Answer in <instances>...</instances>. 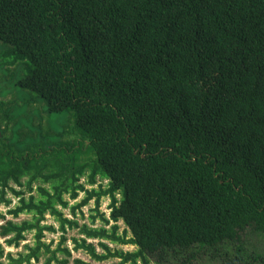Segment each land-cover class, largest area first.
<instances>
[{"label":"trees","instance_id":"trees-1","mask_svg":"<svg viewBox=\"0 0 264 264\" xmlns=\"http://www.w3.org/2000/svg\"><path fill=\"white\" fill-rule=\"evenodd\" d=\"M5 67L15 71L0 97L24 103L0 102V206L13 194L9 215L32 220L8 221L0 237L15 248L36 239L9 253L13 264L50 253L48 215L64 233L78 228L59 208L85 177L109 183L72 213L110 197L111 220L132 234L122 242L138 247L120 264H264V0H0ZM69 118L78 142L61 146ZM42 181L60 183L29 198L12 187L33 194Z\"/></svg>","mask_w":264,"mask_h":264},{"label":"rangeland","instance_id":"rangeland-1","mask_svg":"<svg viewBox=\"0 0 264 264\" xmlns=\"http://www.w3.org/2000/svg\"><path fill=\"white\" fill-rule=\"evenodd\" d=\"M15 71L14 67H5L0 71V82L9 80V76L12 75V72ZM4 76H6L4 78ZM4 89V88H3ZM0 102L5 105H11L13 107H21L23 106L24 101L18 98L17 92L12 91L11 94L6 95L4 98L0 97ZM36 110L39 113V117L42 119L40 122H36V125L39 126L42 124L43 129L46 131L49 130L50 134L54 135L56 132L52 131L50 128L53 125V122L46 116L41 110L42 107L38 105H31L29 110L27 111V116L32 115V111ZM72 117V116H71ZM37 118V117H36ZM73 119V118H72ZM71 118L68 119L69 123L67 126H64L66 132L69 134L62 139L60 145H67V144H75L78 142V137L75 136L74 133V124ZM59 123V122H57ZM5 130L4 127H2ZM56 130V129H54ZM11 133L7 131L6 135L4 136L5 139L9 138ZM0 141H2L0 139ZM42 148V145L40 146ZM86 152V151H84ZM91 159L89 157L83 156L79 158V163L82 164L83 162H89ZM60 181L57 182H49V183H42L37 184L33 188V194H28V190L26 188H19L12 186L17 192H25L27 194L26 198L30 196H37V189L39 187L46 188V190L51 191L55 185H58ZM108 180H98L96 185H89L88 177L82 178L80 183L77 186L84 187V191L78 192V197L76 200L71 198V195H67L65 197V202L68 203L67 209L59 208L62 212L64 219L75 223L78 228L75 226L70 227L67 226L65 228L64 233L61 230V224L52 216H47L46 220L42 224L44 228H52L54 232L46 231L44 232L43 243L49 247L50 253H46L45 250L41 251L43 255L40 258V261L32 260V264H46L48 258H50L51 252H56L59 246L61 248H67L71 251V258L67 257L65 253L58 252L56 253L57 261H53L52 264H63V261L68 260L69 264H76L75 261H80V264H120L122 259L118 256L119 253L123 252H134L137 250V246L126 244L122 241H130L132 238V234L130 230L127 228L123 221L114 222L111 220V205L112 201L109 196H105L101 200L100 206H96V198L92 199L88 205L82 207L81 209L77 210L76 216L73 215L72 209L77 208L83 205L84 201L89 197V194L93 191L99 193L100 190L106 189L108 186ZM2 195L0 194V201L2 200ZM117 199L120 200V195H117ZM11 202L10 207H6V205L0 206V216L5 217L6 221H0V227L6 224L8 221H13L16 224H21L25 220H32V217L27 215H21L19 219H15L14 217L9 215L10 210H14L19 206V199L15 197L13 194H9L7 199ZM106 222L105 223L103 218ZM92 232H106L107 238L101 239H89L83 233L85 229ZM26 242H24L20 247H9L5 244V240L0 237V247L4 250V255L0 256V264H13L12 259L9 256V253L13 255L14 259H19L20 254L27 255L29 251L25 249V246L35 247L36 246V239L35 233H27L25 235ZM114 239V241H113ZM118 240V241H117ZM83 242H86L87 247L91 246L92 250L87 249L86 246L82 247ZM77 246H80L77 248ZM105 246L107 248H105ZM125 264H133L132 261H127ZM139 264H142L139 261ZM155 264V263H152Z\"/></svg>","mask_w":264,"mask_h":264}]
</instances>
